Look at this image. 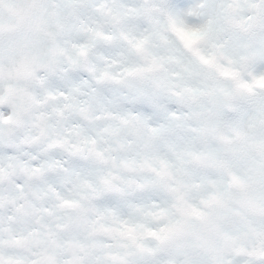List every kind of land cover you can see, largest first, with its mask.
Returning a JSON list of instances; mask_svg holds the SVG:
<instances>
[{
  "label": "clouds",
  "instance_id": "clouds-1",
  "mask_svg": "<svg viewBox=\"0 0 264 264\" xmlns=\"http://www.w3.org/2000/svg\"><path fill=\"white\" fill-rule=\"evenodd\" d=\"M264 0H0V264H264Z\"/></svg>",
  "mask_w": 264,
  "mask_h": 264
},
{
  "label": "snow or ice",
  "instance_id": "snow-or-ice-1",
  "mask_svg": "<svg viewBox=\"0 0 264 264\" xmlns=\"http://www.w3.org/2000/svg\"><path fill=\"white\" fill-rule=\"evenodd\" d=\"M261 83H264V81H262Z\"/></svg>",
  "mask_w": 264,
  "mask_h": 264
}]
</instances>
